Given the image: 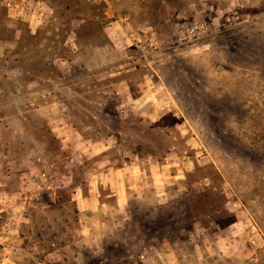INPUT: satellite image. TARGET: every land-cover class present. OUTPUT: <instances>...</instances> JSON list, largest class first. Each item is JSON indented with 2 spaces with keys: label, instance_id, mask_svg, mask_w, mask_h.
Returning <instances> with one entry per match:
<instances>
[{
  "label": "rangeland",
  "instance_id": "rangeland-1",
  "mask_svg": "<svg viewBox=\"0 0 264 264\" xmlns=\"http://www.w3.org/2000/svg\"><path fill=\"white\" fill-rule=\"evenodd\" d=\"M0 264H264V0H0Z\"/></svg>",
  "mask_w": 264,
  "mask_h": 264
},
{
  "label": "crops",
  "instance_id": "crops-1",
  "mask_svg": "<svg viewBox=\"0 0 264 264\" xmlns=\"http://www.w3.org/2000/svg\"><path fill=\"white\" fill-rule=\"evenodd\" d=\"M131 174V167L128 166H123L120 168H113V169H104L99 173V178L98 181H100V183H105L108 184L112 190L115 192V198L117 199L118 203H120V201L124 198L125 193H124V184L127 182V178L130 176ZM90 195V194H89ZM88 196H83L82 201L83 202H88V200L92 201L95 200L96 202L99 201L98 196H94V198L89 197ZM84 204V203H83Z\"/></svg>",
  "mask_w": 264,
  "mask_h": 264
},
{
  "label": "built area",
  "instance_id": "built-area-1",
  "mask_svg": "<svg viewBox=\"0 0 264 264\" xmlns=\"http://www.w3.org/2000/svg\"><path fill=\"white\" fill-rule=\"evenodd\" d=\"M209 26L206 22L195 21L189 25L182 24L177 28L178 39L180 43L186 41L198 40L208 34ZM159 47L156 42H148L142 47V52L146 53L148 50H155ZM143 53V54H144Z\"/></svg>",
  "mask_w": 264,
  "mask_h": 264
}]
</instances>
